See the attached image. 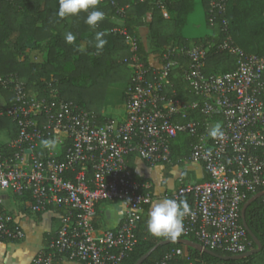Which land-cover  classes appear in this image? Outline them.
Returning a JSON list of instances; mask_svg holds the SVG:
<instances>
[{"label": "built area", "instance_id": "obj_1", "mask_svg": "<svg viewBox=\"0 0 264 264\" xmlns=\"http://www.w3.org/2000/svg\"><path fill=\"white\" fill-rule=\"evenodd\" d=\"M227 2L210 1V26L215 14H224ZM118 11L124 16L123 8ZM221 24L224 37L214 44L215 51L229 54L235 68L210 74L203 71L208 45L171 47L156 68L142 60L136 38L124 26L109 29L121 35L129 51L123 60L130 65V80L121 120L99 122L93 111L60 97L55 88L39 96L27 92L15 76H0V87L12 91L7 105L0 95V117L15 127V136L0 143V238L24 236L3 208L2 195L10 190L27 196L33 213L60 211L55 234L31 264H59L61 257L80 264H122L137 242L144 208L152 201L149 187L130 168L129 157L150 166L170 163L172 139L185 134L196 137L188 159L200 162L208 179L178 178L168 199L186 200L191 209L178 238L230 255L254 248L241 208L247 196L264 188V54L246 52L227 34L224 18ZM181 58L186 61L183 78L195 96L191 101L164 93L168 75ZM196 111L205 116L203 122L192 115ZM215 115L221 117L217 122L222 138L208 136ZM44 139L55 140L58 147L44 148ZM103 201L125 204L116 226H97V205ZM180 256L182 248L171 249L154 264H173Z\"/></svg>", "mask_w": 264, "mask_h": 264}, {"label": "trees", "instance_id": "obj_2", "mask_svg": "<svg viewBox=\"0 0 264 264\" xmlns=\"http://www.w3.org/2000/svg\"><path fill=\"white\" fill-rule=\"evenodd\" d=\"M210 1L200 0L205 23L211 29L198 43L204 46L210 43L203 68L205 74L222 73L235 68L229 54L215 51L214 44L224 37V33L220 31L222 18L227 23V34L237 45L246 52L264 54V17L251 15L254 12L251 5L255 3L240 4V0H228L224 14H215V23L210 26ZM260 1L264 5V0ZM185 6L183 0H100L96 9L81 10L75 15L61 18L57 15L59 0H0V76H15L24 83L27 92L39 96L55 88L60 97L78 102L93 111L99 122H102L101 110L106 86L108 83L130 80V65L123 61L129 55L128 47L122 42L121 35L110 32L109 29L124 26L136 38L142 60L150 65L139 29L144 26L147 28L152 49L159 61L161 54L171 47L191 46L184 43L167 45L166 41L168 34L178 24L179 17L174 15L175 11L180 14ZM119 8H123L124 16L119 14ZM163 9L168 17L163 16ZM93 10L105 13V18L94 28L85 23L88 14ZM68 32L76 36L73 44L65 41ZM96 32L106 33L103 38L107 43L100 50L95 47ZM81 42L85 43L83 51L80 50ZM31 43L33 44L28 45ZM34 48L38 49L39 60L29 59V51ZM185 66L186 61L181 58L180 65L170 71L164 90L167 97L181 101L195 99L183 78ZM11 92L10 89L0 87V95L4 97L5 105L10 102ZM125 95L124 92V100ZM192 115L202 122L205 120V116L197 111ZM213 120L220 121L221 117L215 115ZM3 128L7 129L10 138L15 136L14 124L6 117H0V129ZM195 140V136L185 134H179L172 139L171 160L166 165L188 158L190 146ZM261 190L264 188L257 191ZM244 220L261 243L258 252L245 258L225 260L217 255L230 254L219 250H213L216 256L199 253L192 247L172 242L159 246L141 264H154L166 251L175 248H182L183 256L178 257L173 264H189L186 258L188 256L193 264H198L201 260L208 264H264V195L247 205ZM144 221L142 215L136 233L137 242L133 250L124 257L122 264H134L157 241L165 239L150 234L145 236L142 232ZM253 246H256L254 242Z\"/></svg>", "mask_w": 264, "mask_h": 264}, {"label": "crops", "instance_id": "obj_3", "mask_svg": "<svg viewBox=\"0 0 264 264\" xmlns=\"http://www.w3.org/2000/svg\"><path fill=\"white\" fill-rule=\"evenodd\" d=\"M176 1V0H174ZM185 7L179 14L178 24L172 33L167 36V45L184 43L186 45L198 44L207 34H197L185 31V27L191 21V15L195 12L196 0H183ZM166 11V10H165ZM190 30H198L200 25L192 22ZM144 39V49L151 66L159 68L161 62L156 58L151 46V38L147 28L139 29ZM190 33V34H189ZM33 44V43H32ZM83 48L85 43H80ZM210 46V43H208ZM39 60L38 57L29 58ZM129 81L108 83L105 89L101 118H114L121 120L125 116L124 92ZM217 121L213 122V125ZM10 139L6 128L0 129V143L5 144ZM129 166L135 176L149 187L152 194L151 203L144 208V226L142 232L149 235L146 229V220L153 204L163 199H168L178 186V178L185 181H203L208 175L200 162L191 161L188 158L176 164H157L150 166L140 158L129 157ZM3 208L14 218V223L19 226L24 236L21 239H0V264H31L33 255L38 252L47 241L55 234L59 226L60 211L57 208H49L40 213H33L29 209V198L18 196L10 190L3 193ZM98 214L96 224L100 228L116 226L124 216L125 204L122 202L103 201L97 205ZM122 213V214H121ZM151 235V234H150ZM59 264H80L61 257Z\"/></svg>", "mask_w": 264, "mask_h": 264}, {"label": "clouds", "instance_id": "obj_4", "mask_svg": "<svg viewBox=\"0 0 264 264\" xmlns=\"http://www.w3.org/2000/svg\"><path fill=\"white\" fill-rule=\"evenodd\" d=\"M100 0H59V10L57 15L61 18H66L77 14L81 10L89 8L96 9ZM105 18V13L100 10L91 11L85 23L93 28L97 23ZM105 32H96L95 47L103 49L107 41L103 38ZM76 36L68 32L65 35V41L68 44H73ZM83 51V46H80ZM224 135L220 122H216L208 130V136L212 138H222ZM44 148L55 149L58 147L55 140L44 139L41 141ZM122 214V213H121ZM191 214L190 206L186 200L163 199L153 204L148 213L146 220V229L149 234L155 237H163L171 241H175L184 231V218Z\"/></svg>", "mask_w": 264, "mask_h": 264}, {"label": "water", "instance_id": "obj_5", "mask_svg": "<svg viewBox=\"0 0 264 264\" xmlns=\"http://www.w3.org/2000/svg\"><path fill=\"white\" fill-rule=\"evenodd\" d=\"M28 45H32L31 44H28ZM264 195V190H261V191H258L256 192L255 194H253L252 196H250L242 205V208H241V219H242V223L245 227V229L247 230L249 236L251 237V239L253 240V242L255 243V247L250 249L249 251L243 253V254H234V255H217L214 251L212 250H209V249H206V248H202L201 245L191 239H187V238H177L175 241H171L169 239H162V240H159L157 241L153 246H151L146 252H144L135 262L134 264H141L145 259H147L150 254L155 250L157 249L159 246H162V245H165V244H168V243H172V242H177V243H180L184 246H189V247H192L194 249H196L197 251H201V252H205V253H208V254H211V255H217V256H220L221 258L227 260V259H233V260H236V259H241V258H245L251 254H254L256 252H258L260 249H261V243L259 242V240L256 238V236L251 232V230L248 228L245 220H244V212H245V209L247 207V205L254 201L256 198L260 197Z\"/></svg>", "mask_w": 264, "mask_h": 264}, {"label": "rangeland", "instance_id": "obj_6", "mask_svg": "<svg viewBox=\"0 0 264 264\" xmlns=\"http://www.w3.org/2000/svg\"><path fill=\"white\" fill-rule=\"evenodd\" d=\"M239 3L240 4L241 3H245V4L255 3L254 5H251L254 7V12H252L251 15H254L256 17H259V16L264 17V5L262 4V2L260 0H240ZM189 20H191V21L185 27L186 32L188 31V32L193 33V34L194 33L207 34V33L211 32V29L205 23V16H204L203 7L200 3V0H196L195 12H194V14L191 15ZM192 22H197L200 25V28H198V30H190L193 27ZM12 38H13V36H12ZM35 57L39 58V52H38V49H36V48L29 51V58H35ZM1 104H2V102L0 100V105ZM204 262H205V264H208L206 261H204Z\"/></svg>", "mask_w": 264, "mask_h": 264}]
</instances>
